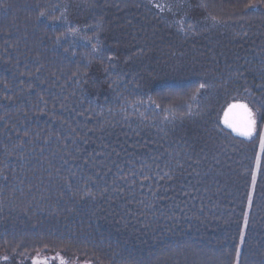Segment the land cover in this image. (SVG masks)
<instances>
[{"label":"trees","instance_id":"1","mask_svg":"<svg viewBox=\"0 0 264 264\" xmlns=\"http://www.w3.org/2000/svg\"><path fill=\"white\" fill-rule=\"evenodd\" d=\"M146 1L0 0V255L264 264V150L245 226L257 139L221 123L264 119V4Z\"/></svg>","mask_w":264,"mask_h":264},{"label":"rangeland","instance_id":"2","mask_svg":"<svg viewBox=\"0 0 264 264\" xmlns=\"http://www.w3.org/2000/svg\"><path fill=\"white\" fill-rule=\"evenodd\" d=\"M191 0H147L149 7L153 12L160 14L168 24H171L176 29L182 33L185 30L190 31L197 24L203 22L207 24L208 21L202 17L199 13L196 14L197 8L193 7ZM75 11V10H74ZM199 12V11H198ZM70 15H73V9L71 8ZM209 24V23H208ZM186 27V29H184ZM258 123L261 128H264V119L259 120L258 114ZM257 139V147L255 149V157L253 163V170L256 171V177L259 167V162L263 153V150L260 146L259 136L254 134L253 137H250V140ZM252 170V172H253ZM256 181V180H255ZM253 181L251 177V184L249 193L253 192ZM248 205V202H247ZM248 211V207H246ZM0 264H91L86 260H78L76 258L67 257L60 253H37L30 257L29 260H13L9 256L2 254L0 255Z\"/></svg>","mask_w":264,"mask_h":264},{"label":"snow or ice","instance_id":"3","mask_svg":"<svg viewBox=\"0 0 264 264\" xmlns=\"http://www.w3.org/2000/svg\"><path fill=\"white\" fill-rule=\"evenodd\" d=\"M264 4V0H250V3L245 5V10H249L257 7V3ZM43 15V14H42ZM213 19H217L213 17ZM207 85L201 83L196 92H200L201 89L206 88ZM260 112L259 108H253L249 105L248 102L237 100L235 102L229 103L227 108L223 110V117L221 123L226 127L232 130V132L236 133L242 137H253L254 134L259 136V142L262 149H264V128H261L258 123V113ZM256 180V171L252 172V181L255 184ZM91 195V193H89ZM252 195L249 193L248 195V209L252 206ZM250 212L245 210L243 212V223L247 226L249 222ZM245 232L244 228L240 229V241L244 242ZM236 260L233 261V264H238V258L241 254V247L238 244L235 249Z\"/></svg>","mask_w":264,"mask_h":264}]
</instances>
